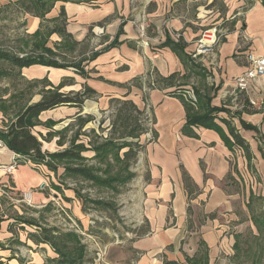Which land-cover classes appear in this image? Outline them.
<instances>
[{"label": "crops", "instance_id": "obj_1", "mask_svg": "<svg viewBox=\"0 0 264 264\" xmlns=\"http://www.w3.org/2000/svg\"><path fill=\"white\" fill-rule=\"evenodd\" d=\"M60 7L67 17V33L79 44L78 48L88 47L82 57L88 58L95 53V59L83 63L86 76L79 77L80 83L78 76L65 69L53 70L39 65L34 67L43 75L30 78H46L54 86L64 78L73 79L78 85L73 89L67 85L61 89L62 93L88 87L95 95L85 102L83 112L70 107L51 111H62L74 122L77 116L90 115L88 111H113L112 100L131 101L143 115L151 114L157 136L155 142L144 147L142 155L147 164L142 220L149 231L129 246L107 244L103 263L123 264L122 261L129 260V264L171 261L186 264V259H192L197 252L199 242L207 248L210 263L221 252H226L230 242L223 235L221 217L210 219L208 216L232 209L235 196L229 192V182L238 185V193L246 197V208L258 233L257 239L264 238V188L258 184L264 182V75L251 80L236 100L230 96L235 89V79L249 68L247 57H264V0H94L80 4L60 3L56 14L49 13L46 19L56 17ZM25 17L32 35L38 30L40 20L30 15ZM212 29L217 36L213 54L196 55L198 39L204 31ZM169 42L182 46L187 56L185 62L164 45ZM186 64L201 68L205 81L195 75L186 78L189 72ZM25 73L28 75L30 70L22 69L21 76L28 77ZM147 75L151 79L155 76L166 79L172 75L177 78L170 87L151 90L143 102L144 92L131 82L138 77L145 81ZM203 83L210 90L209 106L229 112L217 113L214 123L229 136L222 120L229 122L247 145L248 156L242 148H229L213 130L193 127L195 138L182 135L186 114L180 98H195L194 91L203 95ZM225 93L228 95L223 98ZM242 126H250L253 130ZM65 127L53 126L52 129L59 131ZM53 141L56 148L49 151L50 154L68 146L66 140L60 147L56 138ZM84 154L82 156L87 158ZM14 161L15 154L4 145L0 147L2 264H20L19 256L22 259L24 256L14 252L19 249L16 244L24 239L20 228L26 227L23 223L27 217L35 218L39 209L48 208L52 198L61 201L75 221L84 225L86 219L82 200L75 198V190L59 179L64 172L61 167L54 173L43 165L18 164L12 174H5L1 167ZM229 175L231 178L227 179ZM24 192L32 193V207L18 202ZM193 224H199L200 238L198 232H187ZM30 244L27 246L35 250L36 246ZM37 247L48 249L42 243ZM36 256L31 253L29 263L23 260L24 264L41 263Z\"/></svg>", "mask_w": 264, "mask_h": 264}, {"label": "rangeland", "instance_id": "obj_2", "mask_svg": "<svg viewBox=\"0 0 264 264\" xmlns=\"http://www.w3.org/2000/svg\"><path fill=\"white\" fill-rule=\"evenodd\" d=\"M17 1L18 0H0V51L13 56L25 57L33 54L30 39L31 29L27 24L28 18L25 17V15L30 14L24 13ZM59 4L60 3H57L51 10L50 13H52V15L56 14ZM59 42L60 38L56 34L49 38L47 45L54 51L56 56L54 55L48 59L58 64H66L67 68L65 70L76 77L78 76L77 79L80 83V78H84V76L76 72L84 68V62H91L93 60L92 56L94 53L89 55L88 58H84L83 60L85 61L80 62V58H83V51L87 50L88 47L76 48L71 54H66L61 53L63 51H58L57 44ZM90 58L91 61H89ZM31 67V69L30 67L27 68L30 70V73H28V75L25 73L28 77H21L17 75L18 69H12L14 71L10 78L0 79V105H6L9 111L7 113L9 116L6 117L0 110V126H6L5 124H8L10 121L9 119L13 111H17L20 105L22 106L23 101H21L22 98L19 96V93L20 91L24 92L27 82L35 81L30 77L43 75L39 69L34 66ZM51 68L53 70H60L57 67ZM0 69L9 70L10 65L6 62H0ZM50 76L52 77L53 74H50ZM44 79L46 84H42L45 86L43 87L46 90L59 86H54L46 78ZM69 85L71 87L73 86V89L78 83L75 84L74 80L71 79ZM199 86L201 87V83ZM39 88L40 89L32 91L31 104L40 99L39 94L43 89L42 85H40ZM150 91V89L145 87L143 92L145 96H148ZM186 98L193 97L187 96ZM89 106L92 107L94 104H89ZM89 108L90 107H88V109ZM88 112L90 115L85 114V118L90 117L91 121L81 129L83 135L80 140L83 141V143L89 146V140L102 142L103 140L109 139L113 134L115 137L118 136L119 131L116 133L114 127L111 126L115 116L114 111L109 110V112H107V110H95ZM62 118H65V120L71 119L62 111H50L40 116L39 121L41 125L39 126L43 128L39 129L38 126L36 129H33V132L41 141L43 152L48 153L53 149L55 150L56 146L53 145V139L56 138L57 142L59 138L63 140L64 131L74 124L73 119L68 121L67 124H64L65 120ZM141 122L146 129V132L139 140V144H141L143 148L139 151L136 160L130 164L129 167L130 172L132 171L134 174V178L124 185H118L117 190L96 188L90 183L83 182L80 179V181H74L73 179L65 180L67 183H65V186L69 185L75 192H80V196L85 199V204H83L82 207L83 213L86 216V219L83 221L85 222L84 225L75 221L70 211L62 207L61 201H57L58 199L56 197L52 198L53 200L49 201L51 205L49 204L50 206L48 208H44L46 207L44 206L43 209H39L37 217H31V219L27 217V219L24 220L23 224H25L26 227L20 228V233H23L22 236L24 239H21L22 241L16 244L17 249H19L14 251L18 256L19 254H23L24 258L22 259L19 256L20 260L29 263L28 258L32 253L34 255L37 254L38 256L36 257L40 258L41 263L38 262L39 264H57L59 257L50 246L47 245V250L42 247H37V245L41 244L39 241L45 236H48V233L52 232H54V235L60 232L66 235L74 234L77 236L79 245L84 248V256L77 261L78 264H104V256L99 257L98 255L101 256L105 253V246L107 244L112 243L117 247L121 245L129 246L132 241L147 235L149 228L145 225V221L142 220V208L145 199V196L142 195V190L146 183L145 176L147 164L142 155L144 147L147 144L155 142L157 136L155 134L151 114L142 115ZM53 126L67 127L57 131L58 128L53 130ZM73 132H75L74 129L66 133V141L71 138ZM84 153L88 159H91L93 156V152L91 151ZM122 153L123 151H121V155ZM94 164L95 162L92 160L86 162V165L89 166H93ZM124 175H126L125 172H121V176ZM263 183V181H260L258 184H261V187L264 188ZM228 187L230 190L229 192L233 193V196H235V202L232 203L230 212H214L208 216L210 219L221 217L220 223L223 224L225 229L223 235L230 239V242L228 248L225 250L226 252H221L214 260L210 261L209 264H264V238L257 239L258 233L250 222V214L246 208V197H244L240 191L238 193V185L235 186L229 182ZM92 201L106 203L109 207L104 208L103 206H98L95 203H91ZM262 202L264 204V201ZM86 220H88V224H86ZM191 231H193V233L198 232L197 235L200 238L199 224H193V227L187 228L188 233ZM28 241L36 246L35 250H31V248L27 246V244L31 245ZM68 242V246L73 245L71 241ZM235 242L236 247H233ZM56 243L57 241L55 240V244ZM60 250L65 252L63 249ZM133 257L136 258L137 256L134 254ZM122 263L129 264V260H124Z\"/></svg>", "mask_w": 264, "mask_h": 264}, {"label": "trees", "instance_id": "obj_3", "mask_svg": "<svg viewBox=\"0 0 264 264\" xmlns=\"http://www.w3.org/2000/svg\"><path fill=\"white\" fill-rule=\"evenodd\" d=\"M92 1L94 0H18L17 3L20 5L22 11L38 18L40 20V25L38 30L30 35L33 54L19 57L0 51V62H6L10 65L9 70L0 69V79L10 78L14 71L12 69H18L17 75L21 76L22 69L34 65L66 69V64H58L48 59L55 55L54 51L47 47L49 38L52 35H58L60 42L57 45L58 51H63L61 53L71 54L78 48L79 44L73 41L72 36L66 31L67 17L63 7H60L56 17L46 19V16L57 3L80 4L91 3ZM164 45L170 47L183 62L187 60V56L184 54L183 48L179 44L169 42ZM95 56L96 54L94 53L92 58L94 59ZM83 59L84 58H80V62L85 61ZM89 61H91V58ZM186 67L189 70L186 78L195 75L200 80L205 81V72L201 68L192 65L188 66L187 64ZM76 73L84 77L86 76L84 68L81 71L77 70ZM146 77L145 81L140 77L134 79L131 85H134L142 91H144L145 87L150 90L161 89L163 87L172 86L177 78L176 75L169 76L166 79L158 76L151 79L150 75ZM69 82H71V79H64L59 86L48 90H46L44 88L45 86L42 84H46L45 79L27 82L24 92L20 91L19 93V96L22 98L21 101H23L22 106L20 105L17 111H13L8 124H5L6 126L0 129V141L8 150L15 154V161L17 164H31L33 166L43 165L54 173L61 167L64 172L59 179L63 182L68 179H73L74 181L80 179L83 182L90 183L96 188L117 190L118 185H124L134 178V174L130 172L129 167L130 164L136 160L139 151L143 148V146L139 144L140 137L146 132L144 124L141 122L143 112L139 111L131 101L112 100L111 106L115 116L111 126L114 127L116 133L119 131L117 137L113 134L109 139L103 140L102 142L89 140L88 148L85 144L80 142V139L83 135L81 129L91 121V118L77 116L74 124L64 131V139L61 140L62 138H59L57 142V146H63L66 142V133L74 129L75 132H73L71 138L67 140V148L52 154L43 152L41 141L32 132L35 127L41 125L39 121L40 115L60 107L75 108L82 112L85 102L95 95L88 87H83L82 90L77 92L62 93L61 89L69 85ZM40 85H42L43 88L39 94L40 99L31 104L32 91L40 89ZM202 90L203 95L201 96L198 91H194L195 98H180L186 114V123L181 129L182 135L195 138L196 135L192 130L193 127L213 130L221 136L229 148L234 146L242 148L248 156L249 151L247 145L229 122L222 120L226 125L225 127L228 130L229 136H225L221 128L214 123L217 113L229 112L223 108L210 107V98L207 96L210 90H207L204 83L202 85ZM143 102H146V96L143 97ZM0 110L6 117L9 116V114H7L9 111L6 105H0ZM242 127L246 130H253L250 126ZM87 151L94 153L91 159L82 156L83 153ZM121 151H123L122 155ZM89 160L94 161L95 164L93 166L86 165V162ZM121 172H125L126 175L121 176ZM230 178L231 176L229 175L227 179ZM56 189L57 191L60 190L59 188ZM75 198L81 199L82 204H85V199L80 196V192H75ZM66 201L69 200L67 199ZM91 203L103 206L104 208L109 207L108 204L99 201H92ZM187 212L190 213V210L188 209ZM55 240L59 244L56 243L58 246L55 244ZM68 241H71L73 245L68 246ZM39 243L48 245L53 249L55 254L59 257L57 264H78L77 261L84 256V248L79 245L77 236L74 234L66 235L57 232V234L54 235V232L48 233V236L42 238ZM234 247H236V243ZM60 249L65 250L66 253ZM19 263L24 264L22 260H20ZM0 264L2 263L0 262ZM165 264L179 263L171 261L165 262ZM186 264H209L208 251L202 242L198 243V250L194 257L192 259H186Z\"/></svg>", "mask_w": 264, "mask_h": 264}, {"label": "built area", "instance_id": "obj_4", "mask_svg": "<svg viewBox=\"0 0 264 264\" xmlns=\"http://www.w3.org/2000/svg\"><path fill=\"white\" fill-rule=\"evenodd\" d=\"M140 31L143 33L144 28L141 27ZM207 36H209V39H206ZM217 42V36L215 30H206L202 33L201 37L197 41V50H196V55H208L211 56L213 54L214 46ZM247 61L249 63V68L242 73L240 76H238L235 79V89L232 91L230 96L233 97V101L238 98L240 93L244 92L250 83L251 80L261 77L264 75V57H255L253 55H249L247 57ZM227 93L223 95L224 97H227ZM252 105L254 103L252 102ZM3 144L0 141V147H2ZM17 162L14 161L11 165L9 166H4L1 167V170L7 174L10 175L13 173V171L17 167ZM33 196L31 192H24L22 193L20 199L18 200L19 203H23L29 207H32L33 204ZM99 257H103L104 254L101 256L98 255Z\"/></svg>", "mask_w": 264, "mask_h": 264}, {"label": "water", "instance_id": "obj_5", "mask_svg": "<svg viewBox=\"0 0 264 264\" xmlns=\"http://www.w3.org/2000/svg\"><path fill=\"white\" fill-rule=\"evenodd\" d=\"M43 187V186H42Z\"/></svg>", "mask_w": 264, "mask_h": 264}]
</instances>
